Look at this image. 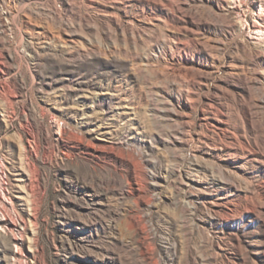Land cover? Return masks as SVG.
<instances>
[{"label":"rangeland","instance_id":"rangeland-1","mask_svg":"<svg viewBox=\"0 0 264 264\" xmlns=\"http://www.w3.org/2000/svg\"><path fill=\"white\" fill-rule=\"evenodd\" d=\"M0 264H264V0H0Z\"/></svg>","mask_w":264,"mask_h":264}]
</instances>
